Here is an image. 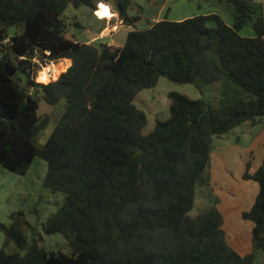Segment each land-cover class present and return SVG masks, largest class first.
Segmentation results:
<instances>
[{"label": "trees", "instance_id": "16d2710c", "mask_svg": "<svg viewBox=\"0 0 264 264\" xmlns=\"http://www.w3.org/2000/svg\"><path fill=\"white\" fill-rule=\"evenodd\" d=\"M110 1L119 20L132 27L121 46L66 36L62 14L68 5L97 9L104 17ZM220 1L235 10L231 26L211 13L163 18L141 29V18L127 12L132 0H0V165L24 175L35 157L46 161L43 186L63 194V203L44 231L61 234L70 247L64 253L35 240L28 244L20 214L12 213V223L0 222V231L25 252L0 249V264L252 262L253 253L241 256L227 245L215 205L188 215L197 187L209 184L208 136L264 119L262 18L252 22L254 37L239 34L260 9L252 0ZM59 59L71 64L56 80L35 82L41 65ZM160 77L197 87L223 77L224 89L234 82L252 98L224 96L214 106L171 92L169 117L142 134L146 116L132 102ZM39 79L48 81L45 70ZM39 99L52 107L64 102L54 122L38 113ZM51 122L49 136L38 143ZM243 179L258 185L241 216L251 222L252 247L264 256V163L252 173L247 163Z\"/></svg>", "mask_w": 264, "mask_h": 264}, {"label": "rangeland", "instance_id": "374dc122", "mask_svg": "<svg viewBox=\"0 0 264 264\" xmlns=\"http://www.w3.org/2000/svg\"><path fill=\"white\" fill-rule=\"evenodd\" d=\"M252 2L260 10H257L252 21L240 29L239 34L244 37L255 36L252 22L257 16H260L264 22V0H252ZM105 4L107 7L104 17L98 14L97 9L94 10L84 5L78 7L68 5L62 14L67 28L66 36L86 43L92 37L91 35L99 33L98 38L90 42L91 44L98 46L101 43H111L121 46L132 27H127L120 20L119 28L105 30V27H111L119 21L114 4L111 1ZM96 5L97 8H101L102 2H96ZM127 12L133 16L140 15L144 19L167 18L170 21L214 13L219 15L225 24L231 26L235 10L230 3L220 0H133ZM148 25L140 22L136 24L137 28L141 29ZM210 26L213 24L210 23ZM14 31V28H10L9 34H13ZM58 63V61L55 62L56 70L59 71L56 76L54 72L42 69L35 74L36 82L46 84L56 80L60 73L70 65L68 63L66 68L62 69L63 67ZM49 65L51 63L48 62L44 68ZM44 70L49 75L47 82L39 79V75ZM20 78L24 83L25 78L21 75ZM223 82L222 77L213 84H201L197 87L194 84L176 83L160 77L155 86L142 89L132 102L146 116V122L141 129L142 134L152 130L157 120L164 121L169 117L168 94L171 92L179 93L189 99H202L214 106H217L224 96L244 100L252 98L250 93L234 82H230L229 88L227 86L224 89ZM63 106V101L52 107L39 99L38 113L48 114L54 122L62 112ZM52 122L38 136V143L45 142L53 128ZM208 140L210 165L206 169V175L209 178V184L205 187H197L194 206L188 215L193 217L202 210L215 205L222 216L221 228L225 233L227 245L241 256L253 253L250 264H264L262 250L252 247L251 222L241 216L242 212L251 207L258 192L257 183L244 180L243 175L247 163L249 173L264 163V119H257L253 123L245 121L233 127L226 134L209 135ZM46 172L47 163L39 157L34 158L24 175L10 172L0 165V222L9 226L12 223L10 215L19 213V227L28 244L35 240L47 251L70 253V247L61 234L48 235L44 231L47 218L55 213L63 203V194L52 192L43 186ZM0 249L7 253L18 251L23 254L25 252L24 248L18 249L14 242H7L3 231H0Z\"/></svg>", "mask_w": 264, "mask_h": 264}, {"label": "crops", "instance_id": "0c3cea01", "mask_svg": "<svg viewBox=\"0 0 264 264\" xmlns=\"http://www.w3.org/2000/svg\"><path fill=\"white\" fill-rule=\"evenodd\" d=\"M132 2H133V0H132ZM106 5H105V10H106ZM141 19L139 20V22L140 23H147V24H152L153 22H156V21H158V20H160V18L159 19H157V18H153V19H150V18H143L142 16H140V15H138ZM120 20L118 21V22H116V23H114V24H112L111 25V27H105L104 29L106 30V29H109V28H113L114 29V27H117V28H119L120 27ZM127 27H130V26H127ZM103 29V30H104ZM118 30V29H117ZM116 30V31H117ZM114 34V33H113ZM100 34L98 33V34H94V35H91L92 37L90 38V40L89 41H87L86 43H90V42H92V41H94L96 38H98V36H99ZM107 45H114V44H111V43H108ZM117 46V45H116ZM66 60V59H65ZM69 60V59H68ZM70 64H71V60H70ZM252 173V172H251Z\"/></svg>", "mask_w": 264, "mask_h": 264}, {"label": "bare ground", "instance_id": "6f19581e", "mask_svg": "<svg viewBox=\"0 0 264 264\" xmlns=\"http://www.w3.org/2000/svg\"><path fill=\"white\" fill-rule=\"evenodd\" d=\"M68 63H70V60H68V59H66V60H62V62L60 63L61 67H63L62 69H65V68H66V65H67ZM56 67H57V66L54 64V65H49L46 69H47L48 72H49V71L54 72V74H55V76H56V74L59 72V71L56 70ZM47 71L45 70V72L48 74ZM48 76H49V75H48Z\"/></svg>", "mask_w": 264, "mask_h": 264}, {"label": "built area", "instance_id": "2783aa9c", "mask_svg": "<svg viewBox=\"0 0 264 264\" xmlns=\"http://www.w3.org/2000/svg\"><path fill=\"white\" fill-rule=\"evenodd\" d=\"M63 60H65V59H63ZM59 62L58 64H60L61 62H62V59H59V60H56V61H50L49 63H51V65H54L55 64V62ZM61 61V62H60ZM46 66L48 65V63L47 64H45ZM45 65H41V67H40V69L37 71V73L39 72V71H41L42 69H46V68H44L45 67ZM56 65V64H55ZM49 72H51V71H49ZM36 76V75H35ZM52 78V77H51ZM34 80H35V82H36V77L34 78ZM55 80V79H54ZM37 83H41V82H37Z\"/></svg>", "mask_w": 264, "mask_h": 264}, {"label": "clouds", "instance_id": "9594fccd", "mask_svg": "<svg viewBox=\"0 0 264 264\" xmlns=\"http://www.w3.org/2000/svg\"><path fill=\"white\" fill-rule=\"evenodd\" d=\"M101 14H103V13H101Z\"/></svg>", "mask_w": 264, "mask_h": 264}]
</instances>
